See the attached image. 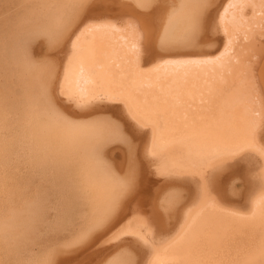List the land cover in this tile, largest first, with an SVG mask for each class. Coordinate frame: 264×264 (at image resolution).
Segmentation results:
<instances>
[{
  "label": "bare ground",
  "instance_id": "6f19581e",
  "mask_svg": "<svg viewBox=\"0 0 264 264\" xmlns=\"http://www.w3.org/2000/svg\"><path fill=\"white\" fill-rule=\"evenodd\" d=\"M82 2L95 26L76 32ZM205 2L0 0V264H101L110 241L128 264H244L264 244V158L253 143L264 117V0H214L216 26L226 29L214 36L226 43L211 44L220 47L212 64L165 63L153 51ZM51 39L54 55L34 67ZM219 68L234 89L204 105L185 77ZM49 85L83 106L67 109L78 127L50 123ZM108 121L127 138L104 153L110 171L95 159ZM121 180L134 191L109 228L70 248Z\"/></svg>",
  "mask_w": 264,
  "mask_h": 264
},
{
  "label": "snow or ice",
  "instance_id": "6c2138e0",
  "mask_svg": "<svg viewBox=\"0 0 264 264\" xmlns=\"http://www.w3.org/2000/svg\"><path fill=\"white\" fill-rule=\"evenodd\" d=\"M82 12L73 21V28L78 32L81 28H92L95 25L92 23V17L89 15L91 4L88 2H82L78 5ZM143 8V5H140ZM160 5L157 3L148 6V11L153 12ZM171 7V5H169ZM204 12L202 15H198L191 19L189 27L184 30L179 36L172 37L169 35L168 31L165 30L164 34L159 38L158 46L153 48L155 55L159 56L163 62H170L172 58H184L183 62L192 64H212V57L219 58L220 47L216 49L211 48V44L217 43L220 46L225 45L223 39H218L214 36V32L223 31L226 29H220L216 26L217 16L213 13L217 9V4L214 0H207L202 5ZM219 7H224L220 4ZM227 22V21H226ZM65 31H67V26H65ZM65 35V33H61ZM73 32H67L65 39L68 43H71ZM230 35V34H229ZM45 36L42 34H37L35 40L42 42ZM59 42L56 39H51L48 42V47L53 51L49 52L48 56L42 57L40 60L32 57V62L34 67L44 68L47 66L49 59L54 55V51L58 48ZM258 94L264 96V87L259 88ZM58 97V100L56 99ZM47 105V115L51 124H59L66 128L78 127L76 120L77 117L73 112L68 111L71 108H82L83 106L77 105L75 101L69 100L64 96L62 89L54 91L52 86L47 87V98L45 101ZM264 106V105H262ZM130 119L132 117H129ZM109 128L102 133L104 139L100 147L97 148L95 159L97 163L104 166L109 171L112 169V165L104 157V153L107 148L116 144H124L126 142V136L122 133L120 125L111 121L107 122ZM253 143L259 146V156L264 158V117H262L260 125L256 128L253 134ZM3 174L0 173V177ZM134 191V187L129 185L127 181L121 180L119 185L114 190L109 200L108 206L105 212L100 216L91 219L86 225L81 226L76 239L69 245L70 248H75L79 246V242L87 241L91 239L92 236L98 235L105 232L115 215L119 212L120 206L123 200L127 199L129 195ZM174 195V192L169 190L166 191L162 198V204L166 206L169 197ZM222 211H227L221 206ZM233 215H238V213H232ZM179 239V236L176 237ZM103 239V238H102ZM108 247L109 251L102 258L101 264H128L125 259L126 253L123 250H118L114 242H109L108 245H103ZM32 264H52L49 260H36ZM137 264H143V262L138 261ZM152 264H164V262L154 260ZM244 264H264V244L261 245L260 249L254 253L251 259L244 262Z\"/></svg>",
  "mask_w": 264,
  "mask_h": 264
},
{
  "label": "rangeland",
  "instance_id": "374dc122",
  "mask_svg": "<svg viewBox=\"0 0 264 264\" xmlns=\"http://www.w3.org/2000/svg\"><path fill=\"white\" fill-rule=\"evenodd\" d=\"M230 54H231V52H230ZM221 62L222 63H226L227 61H221ZM226 70L227 69H225V71ZM221 71H222V68L217 69V71L213 70L212 72H208V71L192 72V74L194 76L185 77L186 82L190 81L189 84L193 85V88L195 89L196 94L201 98L200 102L203 103L204 105L207 104V103L204 102L206 96L211 97V95H214V94L220 96L222 94V89H228V90H229V88H232V90L234 89L233 85H234V82L236 81V78L235 77H229L228 78L226 75H223L222 77H224L225 79L222 82V77H221V74H220ZM208 73H211V74H208ZM213 74H214V76H212ZM171 78L174 79L173 81H177L176 80L177 79L176 76H173ZM201 79H204L205 84L202 83L198 87H195L194 83L196 81H198V80H201ZM227 85H229V88H228ZM229 94H231V93H227V97L226 98L224 97L225 100H229V97H228ZM203 97H204V101H203ZM177 105H178V102H177ZM234 110L235 109H233V110L224 109L223 113H232Z\"/></svg>",
  "mask_w": 264,
  "mask_h": 264
}]
</instances>
